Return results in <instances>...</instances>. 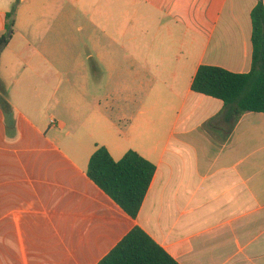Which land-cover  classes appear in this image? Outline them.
Instances as JSON below:
<instances>
[{"label":"crops","instance_id":"crops-1","mask_svg":"<svg viewBox=\"0 0 264 264\" xmlns=\"http://www.w3.org/2000/svg\"><path fill=\"white\" fill-rule=\"evenodd\" d=\"M14 2L0 0V37ZM256 3L20 0L0 50L14 120L8 131L0 109V264H97L134 227L178 264H264V113L225 139L205 128L223 103L191 90L200 66L250 71ZM75 16L85 56H44L72 40ZM60 92L67 118L46 121ZM96 146L156 167L136 219L87 178Z\"/></svg>","mask_w":264,"mask_h":264},{"label":"trees","instance_id":"trees-1","mask_svg":"<svg viewBox=\"0 0 264 264\" xmlns=\"http://www.w3.org/2000/svg\"><path fill=\"white\" fill-rule=\"evenodd\" d=\"M20 0H15L6 13L5 32L0 37V50L13 35ZM252 59L250 71L235 74L211 66H200L191 90L220 100L223 109L205 124L208 130L223 129L227 135L245 113H264V4L257 0L251 14ZM6 129L14 126L13 111L0 95ZM156 167L130 150L114 161L105 147L96 146L91 155L86 176L107 195L128 217L136 219L150 188ZM97 264H178L166 251L139 227H134Z\"/></svg>","mask_w":264,"mask_h":264},{"label":"rangeland","instance_id":"rangeland-1","mask_svg":"<svg viewBox=\"0 0 264 264\" xmlns=\"http://www.w3.org/2000/svg\"><path fill=\"white\" fill-rule=\"evenodd\" d=\"M44 21L48 24H43V28H45L44 32H43V36L46 37L47 31H46V27L50 26L53 29H58L61 28L62 26V21L60 18H52V19H44ZM85 19L84 18H80L78 16H75L73 18L70 19V25L71 26V41L69 39H66L65 42V46L63 47V45H60L59 49H51V50H47L44 49L41 52L44 54V56L50 57L55 59V60H59V61H63L64 58H76V57H83L85 56V51H84V46L82 45V43L80 42V38L78 37L79 35L74 31V27L78 26L79 23H84ZM57 32H54L53 37H54V41L53 44L56 45V41L55 39L57 38ZM74 39V40H73ZM4 57L7 58L9 57V53L6 52L4 53ZM49 91H47V89H45V93H48ZM43 94V95H44ZM43 97V96H42ZM49 98L45 99L42 98L41 99V104H45V100L46 102L48 101ZM55 102H58L59 104L56 107H52V104H48V105H44V109L42 111V116L45 118L46 121H48L49 117L51 115L57 116L58 118H67L66 116V112L64 109V100L63 97L61 95V92L58 93L56 95L55 98Z\"/></svg>","mask_w":264,"mask_h":264},{"label":"built area","instance_id":"built-area-1","mask_svg":"<svg viewBox=\"0 0 264 264\" xmlns=\"http://www.w3.org/2000/svg\"><path fill=\"white\" fill-rule=\"evenodd\" d=\"M54 124H55V121H54V120H51V121H50V125H51V126H54Z\"/></svg>","mask_w":264,"mask_h":264}]
</instances>
